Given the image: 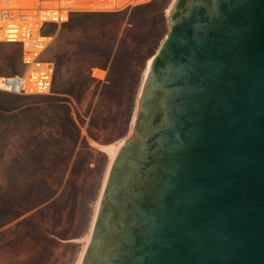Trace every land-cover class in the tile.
Here are the masks:
<instances>
[{"label": "water", "instance_id": "1", "mask_svg": "<svg viewBox=\"0 0 264 264\" xmlns=\"http://www.w3.org/2000/svg\"><path fill=\"white\" fill-rule=\"evenodd\" d=\"M81 264H264V0H177Z\"/></svg>", "mask_w": 264, "mask_h": 264}, {"label": "rangeland", "instance_id": "2", "mask_svg": "<svg viewBox=\"0 0 264 264\" xmlns=\"http://www.w3.org/2000/svg\"><path fill=\"white\" fill-rule=\"evenodd\" d=\"M176 1L77 11L65 23L45 24L50 43L40 59L56 67L57 54L65 63L51 90H0V264L82 263L110 163L90 140L124 144L133 136L147 63L171 29ZM22 51L19 41L0 40V78L25 75ZM97 69L104 80L93 74ZM111 74L114 87L105 95ZM63 103L81 133L75 147ZM130 111V124L119 133ZM40 199L49 200L22 213Z\"/></svg>", "mask_w": 264, "mask_h": 264}, {"label": "built area", "instance_id": "3", "mask_svg": "<svg viewBox=\"0 0 264 264\" xmlns=\"http://www.w3.org/2000/svg\"><path fill=\"white\" fill-rule=\"evenodd\" d=\"M150 1L152 0H0V40L8 27L17 26L20 34L17 41L23 48L22 61L28 68V79L25 75L1 77L0 90L18 93H46L51 90L55 64L40 59V53L50 43H44L39 48L40 42H43L40 38L45 36L42 31L45 24L65 23L77 11L119 10ZM99 78L104 80L106 74Z\"/></svg>", "mask_w": 264, "mask_h": 264}, {"label": "trees", "instance_id": "4", "mask_svg": "<svg viewBox=\"0 0 264 264\" xmlns=\"http://www.w3.org/2000/svg\"><path fill=\"white\" fill-rule=\"evenodd\" d=\"M53 24H55V23H53ZM43 32H44V31H43ZM52 58H53L52 60L56 63L55 72L58 73L60 67H61L62 65L65 64V63H64V60H62V59L60 58V56H58L57 54L53 55ZM70 62L72 63L73 61L71 60ZM76 62H79V61L77 60ZM113 87H114V86H113V76H112V74H111V75L109 76V79H108L107 83H105V85H104V90H105V92H104L103 94L108 95V93L111 91V89H112ZM135 95H136V94H135V92H134V99H135ZM132 99H133V96H132ZM63 104H64L63 106H64V108L66 109V111H68V122H69L70 125H72V126L75 128L74 136H73L72 138L70 137L71 140H72V142H73V145H74V147H75L76 145H78L79 140L81 139V133H80V130H79V126H78V124L76 123V121L74 120V118L72 117V115L70 114V111H69L70 107H69L67 104H65V103H63ZM131 116H132L131 111L128 112V113H125V114L123 115V117H122L121 120H120L121 127H120V131H119V133H122V132L125 130V128H126L127 126H129L130 121H131ZM95 119H96V118H95ZM95 119H93V126H96V124H97ZM89 135L92 136V137L95 138V139H99V137L97 136V134H96L94 131H92V129L89 130ZM84 141H85L86 143H88L86 138H84ZM97 142H98V141H97ZM88 146L91 148V146H90L89 144H88ZM48 200H49V199H40V200H36V201L34 202V204H32V205H30V206L24 208L23 211H22V213L25 212V211H27V210H30V209H32V208L39 207L41 204L47 202ZM18 215H20V214H18ZM18 215H16V216H18Z\"/></svg>", "mask_w": 264, "mask_h": 264}, {"label": "bare ground", "instance_id": "5", "mask_svg": "<svg viewBox=\"0 0 264 264\" xmlns=\"http://www.w3.org/2000/svg\"><path fill=\"white\" fill-rule=\"evenodd\" d=\"M1 39L14 40V41L19 40L20 39V34H19L17 26L11 25L10 27H8L3 32L2 36H1ZM40 40H42L43 42H40L39 48L42 47L43 44L48 40V37H45V36L42 35ZM152 58H153V56L148 60L144 77L148 74V71H149V68H150V65H151V62H152ZM97 70H99V69H97ZM97 70H96V72L94 71V75L97 76V77H103V75H104L103 72L104 71L103 70L97 71ZM27 71H28V68H27ZM27 71L25 72L26 79H28ZM90 141H91V144H93L94 146L98 147L99 149H102V150L106 151L109 154V156H110V163H109L107 175H106V178H105V181H104V185H105L106 180H107V176H108L109 171H110V167H111L114 159L116 158V156H117V154H118V152L120 150V146L123 144V142H122V140H120V141L115 142V143L104 144V143L97 142L96 140H93V139H91ZM101 195H102V193H101ZM100 199H101V196H100ZM100 199H99L97 211L99 209ZM90 240H91V234L89 233V235L87 236V244L90 242Z\"/></svg>", "mask_w": 264, "mask_h": 264}]
</instances>
